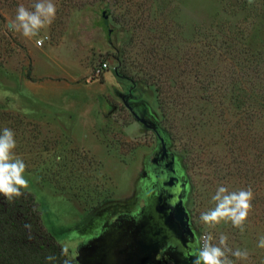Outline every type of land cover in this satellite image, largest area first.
<instances>
[{"label":"rangeland","instance_id":"obj_1","mask_svg":"<svg viewBox=\"0 0 264 264\" xmlns=\"http://www.w3.org/2000/svg\"><path fill=\"white\" fill-rule=\"evenodd\" d=\"M51 2L56 18L28 38L11 22L36 0H0V135L15 133L60 245L75 259L81 218L141 181L154 133L120 97L141 78L138 94L184 166L203 245L220 247L224 264H264V0ZM220 186L253 192L243 230L201 220Z\"/></svg>","mask_w":264,"mask_h":264},{"label":"flooded vegetation","instance_id":"obj_2","mask_svg":"<svg viewBox=\"0 0 264 264\" xmlns=\"http://www.w3.org/2000/svg\"><path fill=\"white\" fill-rule=\"evenodd\" d=\"M133 92L120 97L154 141L132 195L103 202L81 218L79 264H195L204 245L188 204L184 166L156 114Z\"/></svg>","mask_w":264,"mask_h":264},{"label":"clouds","instance_id":"obj_3","mask_svg":"<svg viewBox=\"0 0 264 264\" xmlns=\"http://www.w3.org/2000/svg\"><path fill=\"white\" fill-rule=\"evenodd\" d=\"M57 8L51 0H36L32 5V10L26 8L23 4L19 5L15 20L11 22V30L22 31L25 37L33 38L40 34L42 29L56 18ZM37 46H42L43 39L35 41ZM17 141L15 133L4 128L0 135V194L8 200L14 202V198H20L25 192L30 191L28 179L25 177L27 166L23 159L17 156L15 149ZM24 190L22 192L21 190ZM253 192L251 189L231 191L224 187H218L215 195L212 197L215 201V207L201 213V220L207 225H218L221 221H230L233 226L242 229L252 209ZM26 227H30L26 225ZM206 237H203L205 240ZM210 239V237H208ZM220 244H227V237L221 235ZM259 246L264 248V237L261 238ZM62 255L66 257L63 264H73V257L69 253L67 246L62 248ZM238 259H247L246 251L237 250L233 253ZM195 256V264H224L222 257L225 252L212 244L205 242L202 250L198 248ZM49 261L55 260V257L48 256Z\"/></svg>","mask_w":264,"mask_h":264},{"label":"trees","instance_id":"obj_4","mask_svg":"<svg viewBox=\"0 0 264 264\" xmlns=\"http://www.w3.org/2000/svg\"><path fill=\"white\" fill-rule=\"evenodd\" d=\"M103 22H107L105 17ZM142 82L141 78L134 80L131 89L141 92ZM37 196L45 197L38 186H30L22 200L11 203L0 194V264H63L66 259L56 233L45 222V204L39 205ZM48 256L55 260H47ZM75 259L73 264H78Z\"/></svg>","mask_w":264,"mask_h":264},{"label":"built area","instance_id":"obj_5","mask_svg":"<svg viewBox=\"0 0 264 264\" xmlns=\"http://www.w3.org/2000/svg\"><path fill=\"white\" fill-rule=\"evenodd\" d=\"M106 65H107V62L105 60L98 63V65L96 66V69H95L96 73L97 74L101 73ZM202 236H204V234Z\"/></svg>","mask_w":264,"mask_h":264},{"label":"water","instance_id":"obj_6","mask_svg":"<svg viewBox=\"0 0 264 264\" xmlns=\"http://www.w3.org/2000/svg\"><path fill=\"white\" fill-rule=\"evenodd\" d=\"M136 118H138V117H136ZM76 250H77V253L75 255V258L77 259L78 262H80V245L77 246Z\"/></svg>","mask_w":264,"mask_h":264}]
</instances>
